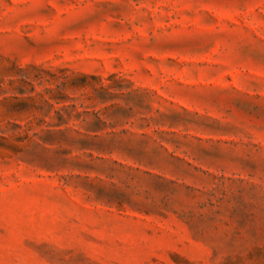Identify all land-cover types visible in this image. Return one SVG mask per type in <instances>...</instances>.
Instances as JSON below:
<instances>
[{
    "label": "rangeland",
    "instance_id": "obj_1",
    "mask_svg": "<svg viewBox=\"0 0 264 264\" xmlns=\"http://www.w3.org/2000/svg\"><path fill=\"white\" fill-rule=\"evenodd\" d=\"M0 264H264V0H0Z\"/></svg>",
    "mask_w": 264,
    "mask_h": 264
}]
</instances>
